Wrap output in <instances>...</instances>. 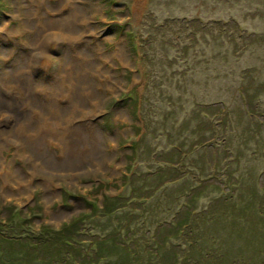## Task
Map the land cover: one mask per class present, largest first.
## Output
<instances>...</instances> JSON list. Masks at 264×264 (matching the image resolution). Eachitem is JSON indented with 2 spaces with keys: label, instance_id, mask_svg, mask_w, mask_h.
Wrapping results in <instances>:
<instances>
[{
  "label": "rangeland",
  "instance_id": "374dc122",
  "mask_svg": "<svg viewBox=\"0 0 264 264\" xmlns=\"http://www.w3.org/2000/svg\"><path fill=\"white\" fill-rule=\"evenodd\" d=\"M150 1H153L152 7ZM159 1L163 0H1L0 32L8 35L0 33V89L7 94L6 102L16 105L22 126L18 138L4 133L1 137L9 136L23 147L17 153L9 144L2 151L10 170L3 167L0 172L10 173L4 176L5 181L0 174L1 221L11 218L13 224L18 225L30 220L28 230L31 232H38L43 225L59 230L77 215L89 212L90 202L102 207L104 196L128 194L125 176L130 178L138 173V178L153 172L151 165L155 156L153 153L147 155V149L167 147L168 140L173 142L174 136L180 132L174 124L175 117L170 119L173 123L170 124L157 114L162 106L167 108L180 104L181 90L177 87L180 79L170 74L162 78L173 70L157 67L153 78L162 86L150 92L146 90V69L141 53L139 49L133 51L129 36H135V43L140 46L148 11L160 17L174 13L172 5L169 7ZM247 6L223 1L218 3L215 13L224 14L222 17L238 14V20L250 32L263 33L264 14L259 15L252 9L254 6ZM58 30H64L71 35L70 38L49 43L47 57L36 64L32 55L37 51L33 50L34 46L47 38L58 37ZM238 57L239 62L230 65L237 74L241 69L255 70L252 72L255 74L254 82L244 79L241 83L237 79L232 90L225 81L217 85L216 74L226 69L227 64L220 69L214 61L202 70V79L208 77L207 85L196 84L194 94L199 102L226 105L244 121V108L248 105L253 111L254 105L256 120L260 122V110L264 113V48L249 50ZM36 66L44 68L40 70ZM200 76L201 73L197 75L198 78ZM17 81L26 83L20 90L28 91L29 98L25 99L27 94L20 90L14 97L4 90L3 85L7 83L6 86H11L14 93ZM244 88H249L251 95L258 91L256 99L246 101L242 94ZM167 93L172 94L171 101L159 99L160 94ZM136 94L141 109L137 116L127 101L128 97ZM47 118L53 125L46 126ZM261 118L264 121V116ZM147 124L151 135L145 132ZM52 127L57 136L50 132ZM154 128L160 130L153 133ZM248 128L254 140L244 145L236 138L231 148L251 158L246 160L243 157L232 169L243 178L251 176L260 186V191H264V129L259 124H250ZM242 129L240 125L239 131ZM31 136L36 137L33 139ZM139 140H142L137 151L139 155L130 161V145ZM221 153L213 155L211 162L220 159ZM207 173L217 179H208L200 186L198 181L194 183L196 188L192 191L196 196L192 198V204L199 207L206 205L210 197L220 195L215 185L222 184L223 177L215 174L213 165ZM206 185L209 186L204 189ZM199 188L203 189L201 193ZM178 195L182 200L187 199L185 193ZM263 215L256 220L260 221V229L264 226ZM162 218H167V215ZM101 222L104 223V219ZM90 223L91 220H85L82 229H91ZM262 229L260 244L256 245L255 240L249 243L255 232H251L253 236L240 235V243H237L245 252L252 250L257 253L255 264H264ZM82 242L87 245L85 235ZM208 261L213 264L220 262L217 256L208 257Z\"/></svg>",
  "mask_w": 264,
  "mask_h": 264
},
{
  "label": "trees",
  "instance_id": "16d2710c",
  "mask_svg": "<svg viewBox=\"0 0 264 264\" xmlns=\"http://www.w3.org/2000/svg\"><path fill=\"white\" fill-rule=\"evenodd\" d=\"M223 1L231 5L243 3L248 8L254 6L252 9L257 14H264V0H163L159 3L172 5L174 13L160 17L148 11L140 46L135 43V36H129L133 51L139 49L141 53L146 90L150 92L162 86L153 78L157 67L173 70L162 78L170 74L180 79L177 86L181 90L180 104L162 106L157 111L164 122L173 124L170 119L175 117L174 124L180 132L173 142L168 140L167 147L147 149V155L155 156L153 172L138 178V173L130 178L125 176L128 194L104 196L102 207L90 202L89 212L77 215L59 230L43 225L38 232H31L30 220L18 225L11 218L0 220V264H213L208 257L215 256L220 261L215 264H255L257 253L245 252L237 243L240 235L253 236L255 232L249 243L255 240L256 245L260 244L264 226L261 230L260 221L256 220L264 214V196H261L264 191H260L251 176L236 175L234 165L243 157L246 160L251 157L231 146L236 138L244 145L253 141L248 127L259 124L264 129L261 118L264 113L260 110L259 122L254 105L251 104L253 111L247 105L244 121L226 105L199 102L194 94L196 84L207 85L208 77L202 79V70L214 61L220 69L227 64L226 69L216 74L217 85L225 81L232 90L237 79L241 83L244 79L255 81L252 73L255 70L241 69L237 74L230 64L238 63V56L249 50H262L264 31L250 32L240 23L238 14L216 15L218 3ZM243 92L249 102L258 93L249 94V88ZM171 96V93L160 94L159 99L171 101ZM127 101L135 115H139L138 95L128 97ZM149 127L147 124V130L144 129L151 135ZM159 130L154 128L153 133ZM141 141L131 144L130 161L138 157ZM219 152L221 158L212 163L211 158ZM212 165L215 174L223 177L222 184L218 179L221 186L215 185L220 195L210 197L206 205L199 207L192 204L196 196L192 189L197 181L200 186L208 179H217L207 173ZM178 193H185L187 199L182 200ZM166 215L167 218H162ZM85 220H91V229H82ZM83 235L88 246L82 242Z\"/></svg>",
  "mask_w": 264,
  "mask_h": 264
},
{
  "label": "bare ground",
  "instance_id": "6f19581e",
  "mask_svg": "<svg viewBox=\"0 0 264 264\" xmlns=\"http://www.w3.org/2000/svg\"><path fill=\"white\" fill-rule=\"evenodd\" d=\"M62 30V29H61ZM61 30H58V31H60V34H56L58 37H56V38H47V39H45L44 41H43V43L42 44H39L38 46H34V48H33V50H37V51H35V52H33L32 53V55H33V60L35 61V63L37 64L38 63V61L39 60H41V59H43V58H46L47 56H46V51H47V49H48V45H49V43H51V42H54V41H62L63 39L62 38H64V40L66 39V38H70V36L71 35H68L64 30L63 31H61ZM57 31V30H56ZM1 34H5V35H8L7 33H4V31L3 32H0ZM52 36V35H51ZM63 43V42H62ZM58 44V43H57ZM38 47V48H37ZM32 50V49H31ZM45 67H47V66H45ZM36 68L37 69H40V70H42L41 68H44L43 66H40V67H37L36 66ZM54 78V77H53ZM4 81V80H3ZM2 81V82H3ZM5 82H6V80H5ZM25 83V82H24ZM24 83L23 82H21V81H17L16 82V85H17V88H16V90H14V93H13V89H11L10 87L11 86H6V84H4L3 86H4V90L6 89L7 90V93L10 95V96H15V93H16V91H18V90H20L22 87L21 86H24ZM26 84V83H25ZM72 88V87H71ZM74 89V88H73ZM8 90H10V91H8ZM20 91H23L24 93H26L27 94V96L25 97V99H27V98H29L30 96H29V92L28 91H26L25 89H22V90H20ZM19 92V91H18ZM69 93V92H68ZM6 96H7V94L6 93H2V91H1V89H0V170L3 168V167H5L7 170H10L9 169V166L6 164V162H5V158H3V156H2V151L4 150V148L5 147H7V146H9V144H12L13 146H14V151H17V153H19V149H21L22 150V145L19 143V141H17V140H15V139H12V138H10L9 136H11L12 137V135L15 137V138H18L19 136H20V132H21V130H22V126H21V124L19 123V118H18V111L15 109L16 108V105L13 103V102H10V103H8V102H6V100H5V98H6ZM68 98V97H67ZM16 114V116H17V120L15 119V120H13L14 119V114ZM73 113V112H72ZM48 119V118H47ZM63 120V119H62ZM46 121V126H51V125H53V123H51L50 121H49V119L48 120H45ZM44 121V122H45ZM2 124L4 125L5 124V127H2ZM27 124L28 125H31V121H28L27 120ZM54 125H55V123H54ZM60 125V124H59ZM45 126V127H46ZM3 128V129H2ZM29 128H30V126H29ZM48 128V127H47ZM46 128V129H47ZM45 129V130H46ZM28 130V129H27ZM4 131V132H3ZM50 131V130H49ZM22 132H24V130L22 131ZM50 132H53L52 133V135H54V136H57L58 134L57 133H54V130H53V127H52V129H51V131ZM1 133L3 134H7V135H9L7 138L5 137V138H2L1 137ZM33 139H34V137H36V136H31ZM31 137H30V139H31ZM32 140V139H31ZM59 140V139H58ZM55 141V140H54ZM19 143V146H20V148L18 147V143ZM20 155V154H19ZM16 156V155H15ZM17 156H18V154H17ZM8 173H10L9 171H7V172H5V174L4 173H1L0 172V174H1V177L4 179V181L6 180L5 178H4V176L7 174L8 175ZM0 177V178H1Z\"/></svg>",
  "mask_w": 264,
  "mask_h": 264
}]
</instances>
